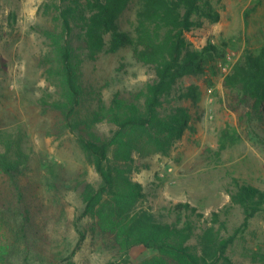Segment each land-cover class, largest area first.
<instances>
[{
  "label": "rangeland",
  "instance_id": "rangeland-1",
  "mask_svg": "<svg viewBox=\"0 0 264 264\" xmlns=\"http://www.w3.org/2000/svg\"><path fill=\"white\" fill-rule=\"evenodd\" d=\"M61 2L0 0V130L3 135L11 133L28 154L27 161L23 156L26 163L19 161L20 173L11 176L0 168V243L9 253L6 264L154 263L158 251L143 244L127 250L116 242L117 216L151 214L158 221H171L170 206L179 201L197 206L208 219L219 212L227 220L226 235L240 228L244 213L231 203L230 191L236 178L264 189V141L250 134L246 123L240 125L239 116L247 109L227 107L222 59H214L203 72L178 80L169 95L172 104L190 108L192 117L182 137L167 152L148 153L146 147L133 153L135 161L131 169L124 167V175L138 183L141 192L105 194L96 210L79 221L86 237L72 253L79 239L75 221L85 208L84 189L88 184L102 185L77 138L111 140L119 129L109 114L111 101L140 96L143 104L147 85L156 76L134 59L128 47L98 53L94 59L84 55L80 104L71 125L67 123L54 104L61 90L54 71L58 56L46 36V31L61 32ZM255 2L212 0L221 18L205 19L202 27L187 32L192 47L226 44L235 62L247 50L258 53L264 46V0L251 13L248 27L244 19V12ZM123 17L127 20L123 25L129 26L134 8L126 9ZM77 31L81 47L82 34ZM193 88L199 91L198 102L181 98ZM251 123L263 135L264 122L254 118ZM227 125L240 127V136L219 150L218 140ZM129 137L139 143L146 140L140 132H129ZM1 139L3 144L8 140ZM3 144L0 150H5ZM117 149L115 143L110 145L112 158ZM259 248L264 249V212L240 232L230 254L239 264H264L259 256L253 258Z\"/></svg>",
  "mask_w": 264,
  "mask_h": 264
},
{
  "label": "trees",
  "instance_id": "trees-1",
  "mask_svg": "<svg viewBox=\"0 0 264 264\" xmlns=\"http://www.w3.org/2000/svg\"><path fill=\"white\" fill-rule=\"evenodd\" d=\"M261 2L256 0L244 12L246 27L251 13ZM130 7L134 8V17L125 27L123 22L127 20L123 15ZM58 8L61 32L46 31V36L52 40L58 56L54 71L61 90L54 104L67 123L71 125L80 104L81 63L85 56L94 59L98 53H116L128 47L134 59L150 67L156 76L154 82L147 85L143 104L140 96L135 100L111 101L109 114L119 127L111 140L77 138L99 173L102 185L88 184L84 189L85 208L75 221L79 233L72 252L75 253L86 237L79 221L96 210L105 194L128 196L141 192L138 183L124 175V170L131 169L135 161L133 153L142 152L146 147L148 153L167 152L188 127L192 117L190 108L172 104L169 98L174 85L184 76L203 72L205 65H210L214 59L223 62L227 50L226 44L218 47L212 42L200 50L194 49L186 35L192 29L202 27L205 19L220 20L221 14L213 7L212 0H62ZM77 30L82 34L81 47L77 46ZM223 88L228 108L233 111L242 107L247 109L239 116L240 125L246 123L249 133L263 142L264 132L263 135L259 133L251 122L254 118L264 122V46L258 53L247 50L234 63L230 73L225 75ZM181 98L198 102L199 91L193 88ZM263 127L261 124L262 130ZM239 129L227 125L222 130L219 150L235 143L240 136ZM129 132H140L146 137L145 143L131 139ZM2 133L0 130V141L3 136L8 140L4 144L0 142L5 145V150H0V168L13 176L22 171L19 161L22 158V163H26L24 158L27 161L28 154L21 150V144L11 133ZM114 143L118 149L112 158L109 149ZM230 197L231 203L239 205L244 213L241 227L232 234L224 233L227 220H222L219 212H213L208 219L198 212L197 206L179 201L170 206L174 216L171 221H158L151 214L142 217L120 213L116 242L127 250L143 244L158 251L159 256L152 260L155 264H239L232 258L230 250L251 219L264 212V189L236 178ZM259 249V253L253 252V258L259 256L264 263V249ZM8 258V251L0 243V264H6Z\"/></svg>",
  "mask_w": 264,
  "mask_h": 264
},
{
  "label": "built area",
  "instance_id": "built-area-1",
  "mask_svg": "<svg viewBox=\"0 0 264 264\" xmlns=\"http://www.w3.org/2000/svg\"><path fill=\"white\" fill-rule=\"evenodd\" d=\"M233 56H234V53H227L226 55V58L223 62H221L220 64V69H221V72L224 74V75H227L228 73H230L235 61L233 59Z\"/></svg>",
  "mask_w": 264,
  "mask_h": 264
}]
</instances>
